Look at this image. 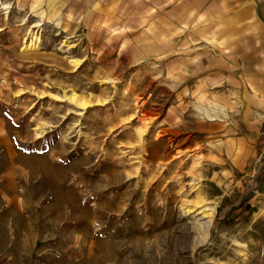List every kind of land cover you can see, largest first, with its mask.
<instances>
[{
    "label": "rangeland",
    "instance_id": "obj_1",
    "mask_svg": "<svg viewBox=\"0 0 264 264\" xmlns=\"http://www.w3.org/2000/svg\"><path fill=\"white\" fill-rule=\"evenodd\" d=\"M3 1L26 8L10 22L45 23L38 49H21L27 30L15 49L0 31V264H264V154L204 94L219 78L183 73L211 60L174 50L155 0ZM63 17L73 27L56 38ZM71 58L82 65L59 61ZM73 88L94 100L85 110L52 101Z\"/></svg>",
    "mask_w": 264,
    "mask_h": 264
},
{
    "label": "crops",
    "instance_id": "obj_2",
    "mask_svg": "<svg viewBox=\"0 0 264 264\" xmlns=\"http://www.w3.org/2000/svg\"><path fill=\"white\" fill-rule=\"evenodd\" d=\"M155 9L162 26L172 28L174 50L188 60H211L203 66L189 62L183 73L217 76L218 86L205 84L204 94L210 91L215 105L233 107L253 135L249 153L264 154V0H155ZM187 89L195 92L196 83Z\"/></svg>",
    "mask_w": 264,
    "mask_h": 264
},
{
    "label": "bare ground",
    "instance_id": "obj_3",
    "mask_svg": "<svg viewBox=\"0 0 264 264\" xmlns=\"http://www.w3.org/2000/svg\"><path fill=\"white\" fill-rule=\"evenodd\" d=\"M93 8H95V7H93ZM2 10H3V13H4L3 14L4 15V18H0V31L4 30L6 28V25H9L10 24L9 25L10 31L11 32H15V35H13L14 38H11V40H10L11 43H15V44L14 45H10L7 48H9V49H15V47L17 46L16 45V42H19L20 41V33L24 34L26 30H27L29 36L25 37L24 44H23V46H22L21 49H29V50L30 49H35V48L38 49L40 47V45L44 43L43 37H42L43 36V33H42L43 29L41 30V26L45 23L44 20H43V18L42 19L39 18L38 21H35L34 23L30 24L29 23L30 22V15H29L28 18L26 17L27 15H25V17H23V19H21V22L20 23H19V20H17V19L15 21H13V22H10L8 19L10 18V14H11L12 11H15L16 10V12L17 11L18 12H23L24 10H26L20 4L17 5V6H14L10 1L9 2H6V1H3V0H0V12H2ZM38 11H40V10H38ZM107 12H109V11H107ZM64 18L65 17H63L62 19H64ZM97 19H98V17H97L96 12H93L92 15H91V17H90V20H92L91 26H93V27H91L90 29H88V33H87V35H88V42L91 44V46H92L91 48L93 49V51L96 49L97 43L99 41L97 27L94 25L95 22L97 23ZM70 21L71 20L65 18L64 20H62L59 23L60 26L58 27L57 32L55 34L56 35V38L62 36L64 33H66L67 36H68L69 33H71L73 24ZM50 26H52L54 28L57 27V25L56 24L53 25V23L51 21H50ZM105 28H106V30L104 29V33L102 34V37H104V40H105V33L106 32H108V31H114L113 25L112 26H109V27H105ZM73 34H75V33H73ZM121 38H124V36H122ZM66 41L67 40H65V42ZM60 42L62 43V42H64V40L63 41H60ZM107 42H108V44H110L111 43V39L108 38L107 39ZM64 45L65 44L63 43L62 47H64ZM72 47L73 46H71V45H67V48L66 49L69 50V52L74 51L75 48H72ZM34 54L37 55L38 52H36ZM59 61L62 64L63 63L65 64V61L69 62L70 64L73 63V66L74 67H77V69L82 65V62H81L82 60L81 59L79 60V58H71L70 61L69 60H66V59H60ZM106 81H110V79L107 78ZM21 86H22V84H21ZM91 87L93 88L94 85H92ZM33 88H35V87H33ZM30 90H33V89H30ZM75 90H76V88H73V89H71L70 92H65L63 95L51 93L52 94L51 95L52 96L51 97L52 98V101L55 102V103L56 102H66L67 101L74 108V109H71V112H75V111L78 112V110H85L86 108H88L90 106V104L94 100L91 99L90 97H88L87 95L83 94V93L76 92ZM18 91L19 92L16 93V96H21L22 94L28 96L27 95L28 92L25 91L24 89L19 88ZM46 92L47 91L45 89V86H43L42 92H37V93L40 95V98H42L43 96H47L48 93H46ZM1 95H2V93H1ZM1 95H0V97H1ZM24 97L25 96H22V98H24ZM22 98H17L16 102H19V100L22 99ZM95 100H96L95 102H101V101H99L101 99H95ZM21 103H23V101ZM13 107H15V106H13ZM8 109H11V108H8ZM142 109H143V107H142V103H141L140 108H139V112ZM79 114H84V112H81ZM1 120L2 121L0 122V124L2 125V124H4L5 119L3 118ZM47 124L46 123H43L42 126L37 127L36 129H38V131H37V134L36 135H42L43 133H45L46 128H47ZM139 135L143 138L144 132L143 131H140L139 132ZM26 138H27V136H26ZM167 187H169V185ZM201 214H202L201 219L198 220V222H197V228L200 229L207 236L211 232V228L214 225V209H213V207L212 208H208V207L201 208Z\"/></svg>",
    "mask_w": 264,
    "mask_h": 264
}]
</instances>
